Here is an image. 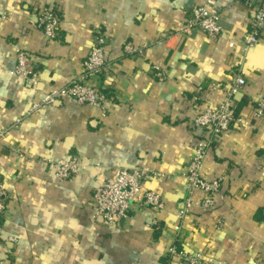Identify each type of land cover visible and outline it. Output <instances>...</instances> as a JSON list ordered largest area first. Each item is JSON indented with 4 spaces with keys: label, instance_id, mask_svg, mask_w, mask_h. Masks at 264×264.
I'll return each instance as SVG.
<instances>
[{
    "label": "crops",
    "instance_id": "obj_1",
    "mask_svg": "<svg viewBox=\"0 0 264 264\" xmlns=\"http://www.w3.org/2000/svg\"><path fill=\"white\" fill-rule=\"evenodd\" d=\"M206 0H0V181L9 190L0 264H184L177 249L228 264H264V34L248 45L254 13L234 0H218L222 31L216 38L178 32L189 9ZM60 7L62 30L49 40L37 15ZM105 34L108 66L91 83L107 94L106 115L75 99L32 110L83 74L96 38ZM133 41L143 49L123 55ZM38 66L36 82L12 73L18 53ZM155 66L165 73L160 81ZM236 75L246 85L234 110L240 131L218 138L204 175L221 179L213 210L190 197L187 166L202 131L193 126L205 104L219 106ZM77 156L81 172L66 181L53 165ZM145 166L160 175L148 189L163 209L135 203L119 225L93 219V193L120 168Z\"/></svg>",
    "mask_w": 264,
    "mask_h": 264
},
{
    "label": "built area",
    "instance_id": "obj_2",
    "mask_svg": "<svg viewBox=\"0 0 264 264\" xmlns=\"http://www.w3.org/2000/svg\"><path fill=\"white\" fill-rule=\"evenodd\" d=\"M248 7L254 13V20L251 30L246 36L248 45L257 44L262 34H264V0H234ZM223 11L218 6V0H206L202 5L192 6L187 15L185 23L178 29L180 34L192 37L194 34L203 33L210 38H216L222 31ZM39 28L42 29L49 40H56L62 30V16L60 7L50 5L41 9L37 15ZM107 40L105 34H100L92 46L88 57L83 62V74L74 79L68 85L51 92L42 104H35L32 110L54 105L59 99H75L81 104H88L101 109L106 115L107 106L110 103L106 93L97 89L91 81L103 74L108 66L107 60ZM134 45L133 41L124 44L123 55L134 56L141 53ZM154 76L160 81L166 79L165 73L158 66H155ZM13 74L24 79L36 82L39 76L38 66L33 55L28 51L18 53L17 65L12 71ZM246 85V80L241 75H236L231 87L217 88L224 90L225 98L219 106L212 107L205 104L198 116L193 121L195 129L202 131L197 139L195 155L187 166V188L190 197L184 202L181 210L182 217L191 209L196 191L203 195L201 207L210 211L216 206L217 197L221 193V179L210 178L204 175V167L208 154L213 143L230 131H240L244 126V119L236 114L234 110L236 95ZM257 117H264V101H260L255 106ZM4 131H0V142L4 136ZM57 178L63 181L77 176L81 172L82 162L79 157L71 156L66 161H59L53 165ZM160 174L148 167L120 168L114 177L108 178L95 189L93 193V204L95 211L93 219L96 222L109 225H119L132 217L135 203L155 210L163 209L165 204L161 193L148 189L147 185L152 178ZM261 185L264 187V166ZM11 195L5 184L0 181V246L5 242L3 226L8 219ZM176 255L184 264H228L203 253H190L179 251L174 245L170 250L171 258Z\"/></svg>",
    "mask_w": 264,
    "mask_h": 264
}]
</instances>
